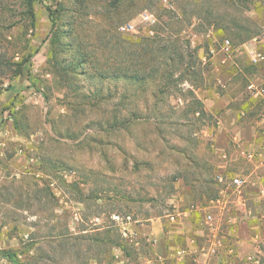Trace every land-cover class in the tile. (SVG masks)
<instances>
[{
  "label": "rangeland",
  "instance_id": "374dc122",
  "mask_svg": "<svg viewBox=\"0 0 264 264\" xmlns=\"http://www.w3.org/2000/svg\"><path fill=\"white\" fill-rule=\"evenodd\" d=\"M252 44L264 49V0H0V264L144 252L113 216L168 213L176 177L197 179L215 120L197 90L226 59L223 89L240 100L264 89ZM248 112L262 119L264 101ZM255 239L241 264H264V226Z\"/></svg>",
  "mask_w": 264,
  "mask_h": 264
},
{
  "label": "crops",
  "instance_id": "0c3cea01",
  "mask_svg": "<svg viewBox=\"0 0 264 264\" xmlns=\"http://www.w3.org/2000/svg\"><path fill=\"white\" fill-rule=\"evenodd\" d=\"M222 61L216 65L214 85L197 90L205 111L215 118L203 138L213 151L200 157L205 166L199 169L197 179L184 174L176 177L166 203L168 213L134 220L140 224L138 235L146 248L131 257L124 254L125 264H241L251 260V243L264 226L257 219L264 218L259 206L264 203V113L262 119L247 118V113L264 101V89L251 92L250 100L235 98L223 89L232 73L221 72L233 62ZM231 143L241 149L227 153L226 146ZM221 175L229 185L218 181ZM237 177L246 179L239 191L231 186ZM116 199L129 202L120 196ZM207 214L213 215L211 226L205 220Z\"/></svg>",
  "mask_w": 264,
  "mask_h": 264
},
{
  "label": "built area",
  "instance_id": "2783aa9c",
  "mask_svg": "<svg viewBox=\"0 0 264 264\" xmlns=\"http://www.w3.org/2000/svg\"><path fill=\"white\" fill-rule=\"evenodd\" d=\"M141 19L147 24L154 25L156 23L155 17L148 12L142 13ZM121 29L123 31L131 32L134 30V26L131 23H128L124 25ZM151 33L153 32L151 31ZM221 50L225 54H230L233 50V45L231 41L228 39L224 40L221 46ZM211 52L214 53V50H212ZM248 57L250 64L258 68L262 72V76L264 77V49H262L256 44H252L248 49ZM249 88L251 90L254 89L253 91H251L254 93H256V90H259L255 87L254 84H251ZM242 151L244 152V154H247L246 150H242ZM217 179L219 182L226 184V179L224 176L221 175ZM245 183H246V179H243L241 177H237L231 180V186H234L237 191H239L244 186ZM113 219L117 222V224L121 228L123 237L127 238L128 241L134 242L135 238L138 237V232L134 230V227L132 228V226H134L135 224V221L132 219V217L131 216L121 217L118 215V216H113ZM205 220L207 224H209L210 226L214 223V218L212 214H207L205 216ZM111 263L125 264L124 252L121 249L115 250L111 254ZM149 264H161V263L154 261V262H150Z\"/></svg>",
  "mask_w": 264,
  "mask_h": 264
},
{
  "label": "trees",
  "instance_id": "16d2710c",
  "mask_svg": "<svg viewBox=\"0 0 264 264\" xmlns=\"http://www.w3.org/2000/svg\"><path fill=\"white\" fill-rule=\"evenodd\" d=\"M53 12L52 11H50V16H51V20L54 22V18H53ZM153 32V31H152ZM254 36H253V34L252 33H249L248 32V34H247V36H245V39L246 40H249V39H251V38H253ZM148 42V44H150V41H147ZM153 42V41H152ZM152 52V51H151ZM197 101V105H199V106H202L203 105V103L201 102V100H196Z\"/></svg>",
  "mask_w": 264,
  "mask_h": 264
}]
</instances>
